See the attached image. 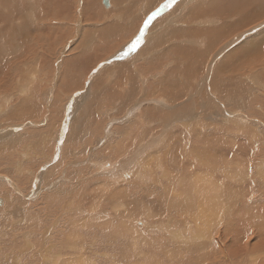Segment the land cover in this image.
<instances>
[{"label":"rangeland","instance_id":"374dc122","mask_svg":"<svg viewBox=\"0 0 264 264\" xmlns=\"http://www.w3.org/2000/svg\"><path fill=\"white\" fill-rule=\"evenodd\" d=\"M4 1L5 2H2V3H4V5H0V20H1L0 21V50L2 52V53H0V55H1L0 59L3 58L2 59L3 61L2 60L0 61V68L2 69V70L0 69V77H1L0 79L3 80V82L0 81V97H2V99H0V110H1L0 114L3 115V116L2 115L0 116V185L9 189V191L13 193V196L18 199V206L20 208L18 210L16 207L13 208L15 210V215H16L15 221L16 222L22 221L20 223L15 224V241H16V238H17V240L19 239L20 241L22 239V241L20 242L18 240L19 243H17V244L15 242V245H16L15 250H12V249H14V247L6 248L9 251V254L7 256H9V257L14 256V259H15V251H17L18 248L20 249V247H21L20 250H27V251L32 250L31 252H33L34 254L36 252H38L39 249H40V252L42 250L45 252V253L43 251L41 253L39 252L38 254H40L41 256L38 257L35 255V258L34 259L31 258L29 260V262H27L26 264H36V263L40 264V259L43 260V258L46 255H52V260L50 262L51 264H55V263L58 264L57 262H55V259H54L57 256H59V258L62 259L61 262H59L61 264H63L62 261H64V260L66 261V262H64V264H70V261H71V264H73V262L76 261L79 257L83 258V260H84L83 264H86L87 262H88L87 264H89V263L92 264L93 262L95 264H130V262L126 261V259L125 260H124V258L121 259V257L116 256V254L111 255L109 253H103L100 251H99L100 252L99 253L98 251L93 249V250H90L92 253L88 250L87 254L85 256H81L82 255L81 249H76V248L73 249V248L69 247V246H71V243H73L76 240L77 236H76L75 230L80 228V227L77 228V225L75 222L83 221L84 219L85 220L88 219L87 214H86L87 216L86 215L83 216V214L85 212L89 211V213H91L90 210L87 209V208L91 209L93 207V205L91 206L92 203L90 204L89 201L94 202L95 201L94 196H96L94 194L91 195V193H93L92 191H94L91 188L93 187L94 189L95 188L98 189V192L95 189V191H96L95 194H102L101 191H99V189L103 185L106 187L107 185H105V183L111 184L109 187L114 185V188L112 186L113 191L115 190V188H117V186L119 188L122 185H124L125 186L124 188L126 191L123 190L124 188H122V190H121V188L120 189L117 188L116 190L117 191L118 190L125 191V192H127V194L128 193L130 194V193H132V191L136 192V190H137V188H134L136 190L132 189L133 184L135 183L139 187L137 185L136 186L134 185V186L140 188L141 191L143 192L142 193L140 191L141 193H139L140 189H138L136 193H138L142 196L143 195L145 196V195H148V193L150 194L151 191H149V190L151 189V185H153L154 182H156L155 180H157V181L160 180L158 182L169 181L171 183V181L175 177L176 178L178 177V179L176 180V183H180L182 181L180 183L179 188L181 186L185 185L186 183H189L190 180H188V177L184 178V176H183V179L181 180L179 178V176H181L180 174H182V173L176 172V171H174V169H175V167H176V169L179 167V170L181 171L182 169H188L190 166L193 165L197 169H199V167L200 168H209V169L212 168L215 171L216 170H222L223 172H226L228 170V171H231L232 173H235L238 177L244 175L243 178L246 180L247 183L246 182H244V183L238 182L239 184L240 183L241 184L240 185L237 184V186L240 188L236 189V190L241 191V192L247 191L246 192L247 194L250 192L248 195H250L251 192L253 191L252 192L253 194L251 195V197L246 198V202L244 200H243V202H244V205H248V206L252 205L251 208L254 206L252 208V210L256 209L255 211L254 210L253 211H246L245 208L243 207V205H241V203H238V205H236L237 203L236 204L234 203V202H236V200H232V198L234 196H232V198L230 199V195L234 194V193H230L231 187H228V189H226V191H224V193H227V195L230 194L229 198L226 199V201L228 202L225 206V209H227V211H226L227 214H225V212H224L225 210H224L223 215H222V217H225L223 221L226 222L225 223V226L227 227L226 232H228L231 235H233V233H234L233 229H230V225H234L237 221V218L234 216V213L236 211H233V210H234V208H236L238 206L243 208L242 209L243 213L245 211V214L249 215L246 217L252 219V221H250V219H249V222H251V223H249V226L247 225L248 221H244L245 223H247V224H245L243 222V224H245L244 226H246V229H243V227H242V229H239V231H235L237 236H242V237H235L234 236L235 238L234 237L222 238L218 234L219 231L222 230L221 226L214 229V232L212 233L214 235V237H213L214 239L212 238V236H213L212 235L207 240V245L209 247L211 246L210 253L216 257L219 256L220 258H222L220 251L222 249L230 250L231 246H233L234 248L238 249V256H237L236 260L233 259V261H232L233 264H264V261H263L264 260V256H263L264 255V203H263L264 202V197H263V195H264V193H263L264 192V188H263L264 187L263 186L264 185V161H260V160H264V136H263V134H264V124H263L264 123V86L262 85L264 83V71H263L264 70V61H263L264 57H262L263 55L261 56V53H260L262 51V49H264V46L260 47V44L264 45V41H263V39H264V28H263L264 27V15L261 14L264 12V0H254V1L253 0H240L239 3H240V5L242 4L243 8H240L239 10L238 9L232 10V7H233L232 3L234 2V0H232V1L231 0H223V1L222 0H214L216 3L213 1L214 3L211 2V4L209 5V7H211V6H212V8L215 7V9L213 8L214 11L210 15V17H213V18L208 17L210 22L213 24L212 25H211V23L205 24L206 27L209 26L207 28H210V26H211V28H213L214 26L217 27V25H219L221 27V26H223V24H225V22H227L229 20H230L229 21L230 24L231 23L235 24V22L237 21V27L239 28L238 30L235 31V32H237V34L235 33L231 38L228 36H225V40L221 41L220 44L217 41L215 43L216 45L214 44V46H212V47H215L218 45V48L220 49L221 46L225 42L226 47L225 46L222 47L223 49H225L222 53L225 52L224 54H227V53H231L233 51H236V49L238 50L237 47H240V46L242 47L241 43H244V42L249 43L251 41V39L258 42L257 46L255 44L254 49H250L251 52L245 50L246 54H247L246 56H244L245 61L241 60L242 62H240L241 67H242L240 72L243 75H232V76H230L231 78H229V80H231V79L236 80L237 79L240 82L242 81L243 83L241 82V84H243V85L247 81L246 82L247 85H244L245 87L239 86L237 88H235V87L234 88L228 87V88H222V89L217 88V91L226 90V89L228 91H230L232 89L230 91V94L232 92L234 96L229 95L228 98H230V96H231V98L234 97V98H232L234 101H232L231 98H230V101L228 98L225 101L226 98L222 97V99H223L222 103H221V101L218 102V100H216V98H218V97H216V98L214 96L212 97L211 92H210V90L212 88L210 87L209 81L211 79L215 78V76H216V73L212 72V70L214 71V68H215L213 66H218L219 63L218 64H216V63L220 62V60H222L221 58L224 57V54L221 53L222 57H220L221 55H219L218 57H215L214 53L212 52V56L210 55V57H212V58L208 59L206 57L207 59L206 58L204 59L203 63H201V65H200V69L202 68L201 71L199 68L196 69L197 70L196 73H204V71H206L203 79L197 78V79H194L195 81L194 80L190 81L188 79L190 77L187 78L184 75L185 73L187 74L190 72H187V71L185 72L186 66H183V71H181V78H180V80H178L180 83L177 82V80L174 83V81H172V80L175 78L172 79L170 76L168 77V75H165L167 70L170 71V69L172 70V69L176 68V64L178 65L180 63L179 60H177L176 62L173 63L174 64L173 68H170L171 65L173 66V64H171L170 61L167 64L165 61L164 68L166 71L164 70V68L162 69L163 66L159 62H156V61L155 62L157 64H160V66H162V67H160L158 65L159 66V69H158V66H156L157 64L153 61L152 64H147L145 66V70L139 71L137 68L142 67L141 62L142 61L145 62V59H146V62H149V61H147L148 56H149L148 59L150 60V55H148V54L143 55L142 54L143 56L141 55L140 62L135 61L133 63H129V66H131L132 68L130 67V70L126 69L129 71L128 78H129V82L131 83V85L128 87H125L127 89L128 95L122 93L126 97L127 100L125 99L124 103L121 104L122 105L121 109H104L105 107H108V106L104 105L105 102H99L97 104L92 103L90 105L91 109L86 108V107H88V105L86 107H85V105L81 106L82 102H83L82 97L85 95L86 91H84V88L82 85L79 88L68 89L69 87L67 86V82L69 81V79L75 78V77L79 80H82L84 78V76L89 78L90 75H93V74L95 75L96 73L101 74L97 71L98 69L94 71V68L89 69L90 68L89 66L85 67L83 59L85 58L86 55H90L91 53H93V48H95V49L97 48V50L100 51L104 47L109 46V44H110V46H112V44H113L112 41H109V40L107 41L104 39L105 33H103V36L101 34L103 32L102 30H104L103 28L107 27L108 22L109 21L111 22V20H115V21H113V26L119 30V34H120L119 39L124 41V40H126V38H129L130 35H128L127 33L124 34L120 29H124V30L128 29L131 31V28L134 26V24L126 25L125 22L130 23L131 22L130 17H132V15L134 13L137 12L138 15L141 17H144V16L153 17V13H158L151 20H149V18H146V20H145L146 22H143L144 25L142 23L141 27L137 31V34L140 31H143V39L140 40V41H142V43H141L142 45L146 41L148 43H150V38L151 37L154 38V36H156V34H154V31L156 30L154 28L155 22L158 21L160 18L167 16L169 14V12H171V11L166 12L165 7L160 8V4L163 0H159V1L158 0H134V1L133 0H111L112 8H109L108 10H105V11H104V7H103L104 5L101 3L102 0H60V1L59 0H30L27 2V4H25L27 0H22L23 4H22L21 0H16V1L15 0H9V3L6 2V0H4ZM11 1H15V4L17 1H19V3L17 2L18 5L19 4H20L19 6L22 5L21 8H24V9H22L23 13H22V11L21 12L19 11V13L16 14L15 8H16V11H18L19 6H17V7L15 6V8H13V13L16 14V15L14 14L15 17L13 16V18H15V19L11 23H9V22H7V20H8V18H9V20H11L12 16L9 15L7 20H6V17L4 16L5 17L4 18L3 15L7 14V13L13 14V13H11L12 12L11 3H13ZM33 1H36L38 3L35 4V2H34V4H33ZM148 1L150 2V4ZM210 1H212V0H210ZM226 1L229 2L228 3L229 6L227 5ZM29 2L31 4V6H33V8L30 7ZM193 2L194 1L192 0L190 2V4L184 3L183 4L184 7L181 5V8L179 11H177V12L174 11L172 13L174 15V17L178 16V15L179 16L183 15V12H185L186 9L189 8ZM214 4H216V5H214ZM225 4H226V7L228 6V8H226L224 6ZM149 5H153L155 9L151 13L148 14ZM219 5L221 6V9H220ZM38 6L40 9L38 8ZM187 6H189V7H187ZM4 7H5V10H4ZM223 7L225 8V10H224L225 12L222 10ZM216 8H219L220 12H222V11L223 12L221 14H219L218 13L219 10ZM229 9H230V12H228V14H227V17L229 20L225 21L224 19L227 18V17H225V14L227 13V11H229ZM241 9H243L244 11L242 12ZM203 10H206V8H204ZM215 10L216 11L218 10L217 14L215 13L216 12ZM109 12H111V14H108ZM259 12H260V14H259ZM21 13H22V15H21ZM222 14H224V18H223ZM235 14H236V16H235ZM217 15H218V19L216 18ZM230 15L231 16L233 15V16L230 17ZM256 15H258V16H256ZM41 16H43V17L40 18ZM100 16H102V17H100ZM221 16L223 19L221 18ZM241 18H243V20ZM3 19H5V20H3ZM214 21H216V22H214ZM19 22L20 23L23 22V24L24 23L25 24L23 25V24H20ZM168 23L171 24V22H168ZM192 24H193V27H196V26L201 27V28L205 27L204 23L201 22L200 20H198V22L196 21V23H194V21H193ZM17 25H18V27H17ZM20 26L22 27L23 30L19 29ZM44 26H45V28H44ZM185 26H187L186 23H182V26H180V27L186 28ZM14 27L15 28L17 27L16 28L17 30ZM36 27H37V29H34ZM137 28L138 27L134 28L131 33L136 32ZM141 28H142V30H141ZM43 29H44V31H41ZM157 29L158 30H156V31L164 30L162 27L157 28ZM214 29L216 30L217 28H214ZM256 29H258L259 31L255 32L256 34L254 33L255 36H254V34H252L253 35L252 36L251 35V33H253L252 31L256 30ZM32 30H34V31H32ZM30 31H32V32H30ZM204 31H205V34H207L210 30L209 29H203V31H201V32L204 33ZM206 31H207V33H206ZM249 31H251V32H249ZM88 32H91L92 34L90 37L85 38V36L88 34ZM245 32H247L246 35L244 34ZM259 33H260V35H259ZM22 34L24 37L22 36ZM247 34H248V36H247ZM15 35H17V38L15 37ZM172 35H173V37L171 38ZM175 35H177V34L172 33L171 35H169L170 39H172L173 42L177 41L176 43L180 42V44H184V43L188 42L187 40H185L186 38H183L182 34L180 35V38H174ZM197 35H199V34H197ZM241 35H242V37H241ZM241 38H243V39L248 38V40L247 41H244L245 39L240 40ZM111 39L114 40L113 38H111ZM119 39H116L117 42L120 41ZM165 39L167 40V39H169V37L168 36L162 37L160 40V43H165L166 42ZM196 39L197 40L199 39L198 41H201V38L198 36L196 37ZM103 41H106V42H103ZM134 41H135V39L133 40V42ZM241 41H244V42H241ZM173 42L170 41L169 44H173ZM205 43H206V46H208L207 40H205ZM169 44H168V46H169ZM239 44H241V45L239 46ZM29 45H31V46H29ZM100 45H106V46L100 47ZM2 46H4V47H2ZM245 46L246 45L244 43V46L242 48L244 49ZM226 48H227V51H226ZM256 48H259V49H257L258 53L255 50ZM2 49H4L5 51ZM229 49L231 52H229ZM3 51L6 53H4ZM24 52H25V55H24ZM45 53H47V55ZM22 54L24 56H26L27 58L24 57V59H23ZM27 54L28 55L30 54V55L28 56ZM108 55H110V54H108ZM40 56H41V58H40ZM5 57L7 60H9L8 62L6 61V59H4ZM16 57L18 60L15 61ZM75 57H79V59L76 62H74ZM103 57L104 56L100 54L99 58H103ZM252 57L254 58V60ZM260 57H262L261 63L259 61ZM42 58H43V61H41ZM45 58H46V61H45ZM141 59H142V61H141ZM255 59H256V62L257 61L258 62L254 64L253 62L255 61ZM37 60H40V61H37ZM64 60H65V62H64ZM214 61H216V63H213ZM247 61H248V63H247ZM3 62L4 63L6 62L5 63L6 65ZM12 62H13V64H12ZM16 62H19V63H16ZM46 62H48L51 65H48L49 66L48 67L47 66L48 63H46ZM251 62L254 65L249 64ZM61 63H63V64H61ZM210 63H212V64L209 65ZM43 64H46V66H44ZM76 64L79 65V67ZM214 64H216V65H214ZM247 64H249V65H247ZM256 64H258L259 66ZM260 64H263V65H260ZM7 65H8V68H6ZM73 65L77 66L78 68L74 67ZM3 66H5L6 71H4L5 69L3 68ZM41 66H44L46 68L42 67V69H41ZM254 66H255V68H253ZM10 67H15V68H10ZM152 67H154L156 69H153ZM63 68H64V70H63ZM67 69L68 70L70 69V71H68ZM76 69H78V70H76ZM136 69H137V71H136ZM160 69L162 72L158 73V71ZM236 69L237 68L235 66L233 68V71H235ZM7 71H9L10 73ZM2 72L4 74H1ZM208 72H210V74H208ZM232 72H230V73H232ZM260 72H261V74H260ZM137 73H139V74L137 75ZM248 73L250 75L252 74L251 77L253 76L252 77V84L250 82L251 79L248 78V77H250V75ZM256 73H257V75H259V77L256 75ZM30 75H31V78H34V79H31L29 77ZM72 75H74V76L72 77ZM140 75H142V76L139 77ZM5 76H7V77H5ZM13 76L15 77V79ZM112 76L114 78L115 76H120V74H117L116 72H112ZM153 76L155 78H153ZM246 76H247V79H249V81L246 79L244 80V78H246ZM255 76H257L258 80ZM4 77H5V79H4ZM150 77H152V78H150ZM35 78H36V80H35ZM166 78L168 80L169 79L170 80L168 81V80H166ZM262 78H263V80H262ZM144 79H146V80H144ZM153 79L154 80L156 79L159 82L156 80L154 82ZM161 79L163 80V83H162ZM11 80H13V81H11ZM31 80H33L34 82H31ZM165 81H167L169 83L166 84L167 82H165ZM171 81H172V85H169L171 83ZM259 81L261 82L260 85L258 84ZM255 82H256V84H258V86H256ZM24 83H27V84L23 85ZM30 83H31V86H30ZM173 83L176 85V87L178 86L177 90L179 89V86H180L181 91L175 92L174 89L176 87L175 88L173 87ZM178 83H179V85H178ZM186 83H188V84H186ZM154 84H156V85L154 86ZM184 84H186L185 87H184ZM250 84L251 85L254 84V86L256 88L254 86H251ZM60 85H61V87H63L62 90H61ZM139 86H140V88H139ZM153 86L154 87L158 86V87L156 88V90H154L155 88ZM161 86H164L165 90H167V89L170 90L169 91L170 93L168 92V90H167V92L165 90H162L163 87L161 88ZM246 86H248V87L246 88ZM167 87H169V88H167ZM241 88H243V89H241ZM245 88H246V90L244 91ZM254 88L256 91L253 90ZM88 89H87V92H88ZM184 89H186L187 92ZM239 89L242 90V91H240V93L238 92ZM258 89H260L262 92L261 91L258 92L257 91ZM172 90H173V92L171 93ZM247 90H248V92H247ZM82 91L84 92V95L82 94L83 93ZM133 91L135 93H133ZM146 91L147 92L149 91V93L147 94ZM156 91H158V92H156ZM160 92H162V95ZM164 92L168 93L170 95V97L168 98L167 96H169V95L168 94L165 95ZM180 92H183L184 96H182L183 94L180 96L179 95V94H181ZM252 92L254 94H256L257 97ZM176 94H178L182 98H180V100H179L177 98L178 95H177V97H175ZM126 95L129 97H127ZM130 95H132V96H130ZM171 96H174V98ZM202 96H204V97H202ZM215 96H218V94L215 93ZM170 99L171 100L173 99V100L171 101ZM175 99H178V100H175ZM188 99H190V100H188ZM199 99H201V100H199ZM7 100L9 102L11 100L12 101L9 103ZM184 100H186V101H184ZM5 101H6V103H5ZM114 101H115L114 97L110 96V100L108 101V103L114 105L113 103H111ZM204 101H205V103H204ZM206 101H208V102L213 101L217 105L215 106V108H213V110L211 108L209 110V106L203 105V104H206ZM228 101L231 103H229ZM163 102H164V104H163ZM172 102H174V103H172ZM226 102H227V104L228 103L231 104L230 108L227 107ZM256 102L258 103V105ZM165 103H166V105H165ZM218 103H220V104H218ZM259 103H261V104H259ZM9 104H11V105H9ZM135 104H136V106H135ZM158 104H160V105L163 104V105L160 106ZM223 104H225L224 107L226 106L224 109H223ZM255 104H256V106H255ZM93 105H95V106H93ZM128 105H130V106H128ZM96 106H98V107L96 108ZM163 106H166V108L163 109L164 108ZM167 106H171V108L173 106H175V107H173L171 110V108L167 107ZM238 106L240 107V109ZM26 107H30V109H26ZM52 107H54V108L52 109ZM133 107H134V110H133ZM138 107H140L141 109L140 108L137 109ZM197 108H198V111H197ZM216 108L219 109V111H220L219 115H216V113H217V110H215ZM145 110H146V112H145ZM207 111H209V113ZM234 111H235L236 116L238 118L236 116H234ZM165 112H167L166 113L167 115L169 113H171L172 116L170 115V116L166 117ZM174 112H175V114L179 113V112L182 114H179L176 117ZM224 112H226V114ZM245 112H246V115L244 114ZM12 115H14V117H16L14 120L11 119ZM8 117H10V120H7ZM189 118H191V120L189 121V123H187L188 122L187 119H189ZM210 118H212V119L214 118V119L212 120ZM164 121L168 122V124L165 123ZM176 122H181V123L178 126H174V128H171V126H173V124H175ZM233 123H234V125H233ZM134 125H135V127H134ZM20 127H22V128H20ZM132 127H133V129H132ZM163 127L165 129L170 127L169 129H171V133L169 136L165 134V129ZM126 128H128V129H126ZM138 128L141 130L140 131L141 134L139 132H137V131H139ZM141 128L145 129L144 133H143ZM252 128L254 129V131H256V130L257 131L254 132ZM11 129H12V131L14 129L15 130L13 132H11ZM260 129H262V130H260ZM129 130H133L134 133L136 131L137 133H135V134H137V135H133L134 133L131 134V131H129ZM215 132H217V133H215ZM209 133L212 136H210V137L206 136L205 137V135L209 134ZM214 133H215V135L218 134V135H216L217 138H215ZM176 134H178V136H176ZM226 134H228V135H226ZM128 136H130V137H128ZM136 136L137 137L140 136L139 139ZM125 137H127L128 139L133 138V140L131 139L132 143L129 141L130 139L127 140L128 144L131 147L126 146V145H128L127 141L125 143L126 147L124 146L123 143L125 142V140H124ZM134 137L137 139H135ZM218 138H220V139H218ZM140 139H141V141H139ZM155 140L159 141V142H157V143H159L158 145H153ZM177 141L180 143L178 144ZM149 143L152 144L153 147H151V145ZM194 143L197 145L196 149H194V146H192ZM257 143H259V144H257ZM143 144H145V146ZM146 145L147 146L149 145V146L146 147ZM169 145H170V147H168ZM185 145H187L186 148H184ZM32 148H34V149H32ZM244 148H246V149H244ZM167 149H169V150H167ZM34 150H36V151H34ZM123 150L125 151L126 154H127V151H128V153L130 151V153L126 155L125 153H123L124 152ZM131 150H133V151H131ZM184 150H185V152H184ZM29 151H31L32 153ZM163 151H166V154H165V152L162 153ZM245 152L247 155L245 154ZM140 153H141V156L139 155ZM31 154H32V156L33 155L34 156L32 157ZM104 154H105V156H104ZM135 155L138 156L137 159L135 157H133ZM239 155H240V157H239ZM24 156L27 158H24ZM127 156L133 157L135 159H132V158L129 159ZM175 156H176V159H175ZM141 157H144V158H141ZM214 158H216V159H214ZM25 159H30L31 161L30 162L27 160L24 161ZM125 159L131 160L130 161L131 167L127 164L129 162L128 161L126 162ZM18 160H19V162H18ZM20 160H23V162H22L23 165L20 163ZM132 160L134 163L132 162ZM167 160H168V162H167ZM174 160H176V161L174 162ZM100 161L106 162L107 168H109L110 170H113V172H111L110 170L108 171V169L106 170V169L102 168L101 167L102 164H100ZM117 161H118V163H116ZM138 161L140 164H142L141 166H140V164L138 165ZM24 162H27V163H24ZM199 163H201L202 165ZM215 163H216V165H214ZM18 164H19L20 169L17 166ZM111 164H112V166H111ZM135 164H137V165H135ZM146 164H148V166ZM24 165L26 168L24 167ZM94 165H95V167H94ZM132 165H133V167H132ZM180 165H181V168H180ZM203 165H205V166H203ZM242 165H243V167H242ZM121 166H122V168H121ZM124 167L127 168L126 171H125ZM171 167H173L174 169H171ZM118 168H121V169H118ZM129 168H133V169H131L129 171L128 170ZM116 169H118V170H116ZM137 170H139V171L141 170L140 171L141 174L143 171V174L141 175L140 173H137V172H139ZM146 170H147V173H148V171H151V172L153 171L151 175L147 174L148 178H147V175H145L146 172H144ZM73 171H75V173ZM248 171H250V174ZM118 172L119 173L121 172L120 176L121 177L123 176L122 178L117 176V175H119ZM124 172L125 173L127 172L126 175ZM131 172L136 173V176H138V178H136L135 175L133 176V174ZM151 172H149V174ZM168 172L170 174H168ZM261 172H263V173H261ZM242 173H243V175H242ZM257 173H260V174H257ZM15 174H17V175H15ZM139 174H140V176H139ZM153 174L156 176V178ZM128 175L131 176L132 178L133 177H135V178H133V179L131 177L127 178ZM247 175H248V177H247ZM249 175H250V177H249ZM62 177H65V178L62 179ZM102 177H103V180H100ZM109 177L111 179H108ZM139 177H141V178L139 179ZM258 177H259L260 181L258 180ZM16 178H17V180H16L17 182L15 181ZM38 178H39V180H38ZM146 178H147V180H146ZM61 179H62V181H61ZM119 180H121V181H119ZM136 180H138L140 182L138 183V181H136ZM150 180L151 181L153 180V181L151 182ZM59 181H60V183H59ZM113 181L114 182L116 181V182L114 183ZM122 181L126 184H127V182H129V184H127L128 186L126 184H124ZM130 181H131V183H130ZM178 181H180V182H178ZM234 181L235 180H226V179L224 180L226 185L232 184V182H234ZM95 182L97 183L98 186H96ZM93 184L95 187L93 186ZM22 185H24V186H22ZM66 185H69V187ZM129 185L132 187H129ZM32 186H33V188H32ZM35 186H37V187L34 188ZM53 186H55V188ZM104 186L102 188H104ZM234 186H236L235 183H234ZM85 187H87V188H85ZM107 187L104 190H106V193L109 194L112 190H110L111 188H109V187L107 189ZM245 187H247V188H245ZM68 188H69L68 196H66V199H65L64 194L67 195L66 190ZM41 189L43 191L45 190V192L41 191ZM54 189H56L58 191H56ZM73 189H75L76 191ZM25 190H27V192ZM48 190L52 191V192L54 190V192L49 193ZM60 190L62 192H60ZM116 190L114 192H116ZM236 190H234V191H236ZM63 191L66 193H64ZM78 191L81 193H78ZM72 192H74V193H72ZM76 192L78 195L81 194L80 195L81 199L78 198L79 201L75 200V198H77L76 196H78L76 194ZM114 192H112V193H114ZM125 192H122V193H124V195H125ZM257 192H259V193H257ZM61 193H63V194H61ZM104 193H105V191L103 192V195H104ZM28 194H29V196H28ZM55 194H57L58 196L60 195L59 197H61V195L64 197V199L61 197L57 200L61 203L60 205L65 210L64 211L61 210L60 213H57L56 208L51 207V212L52 213H53V211L56 212V213L52 214L51 212H49L50 209H48V212L55 216V217H53V219H50V217H52V216H50L49 213H46L47 212L46 210L42 212L43 214L45 213V215L40 214V216H39V214L37 213L36 215L39 216L41 218V221H44V223L41 222L40 220H37L36 225L38 223L39 224L37 226L40 225L38 228L35 227V229H33V231H31V232L29 230L19 231L20 230L19 228L23 227L24 222L27 221V219H25V218H26L28 212H24V211L27 209H30L34 213L35 210H33L34 208H32V206L37 205L35 203L40 204L42 197H45V195L46 196L51 195V197H52V195L54 196ZM86 194L88 195V198H86V196H87ZM260 194H262V195H260ZM40 195L42 196L41 198H40ZM58 196H57V198H58ZM102 196L100 195V197H102ZM105 196H107V195H105ZM36 198H37V200L40 199V200H38L39 202L36 200ZM52 198H54V197H52ZM106 199H108V197ZM0 200H3V203L0 205V207H4V205L7 204L9 198H6L5 196H3L1 194ZM21 200L26 202L25 203L26 205L23 204V202ZM64 200H65V202H64ZM83 200H84V203H83ZM75 201H76V203H78L77 205H76V203H74ZM31 202L32 203L35 202L34 205L32 204V206H31ZM67 202H69V203L71 202L69 205L71 206V204H72L73 205L72 208H74L75 207L74 205H76V207H81L83 209V210L80 209L82 212L83 211H85V212L82 214L80 212V214H79L77 212V210H79V208H75V209H77L75 211L76 213L73 212L74 209L72 211H68L69 210L68 208H70V206L67 204ZM88 202H89V205H88ZM229 202H231V203H229ZM62 203H64V204H62ZM79 203H81V206H79L80 205ZM82 204H83L84 208L82 207ZM86 205H88L87 208L85 207ZM235 205H236V207H235ZM104 208H107L105 211H107V212L109 211L111 213L110 216L108 217V219H105V220H116L117 219L115 216L116 215L115 211H112V207L110 208L109 206H106ZM104 208H102V209H104ZM36 209H37V207H36ZM70 210H71V208H70ZM66 211L68 212V214L66 213ZM61 213H62V216L60 217ZM46 214L49 216H46ZM9 215L12 218V216H13L12 212H10ZM10 216H8V214H4L1 218V221L3 223L7 222V225H5V226H6V230H8V231L14 230V228H10L11 226L9 227V224H8V220H10ZM80 217H82V218H80ZM48 219H49V221H48ZM64 219H67L68 221L64 222L63 221ZM138 220L145 221L144 223L146 225H150L149 222H151V221H149L150 219H148V217H146V216H143V217L141 216V218H139ZM138 220H136V221H138ZM51 222H53V224ZM105 222H108V221H105ZM105 222H103V223H105ZM146 222H148V223H146ZM54 223H55V226H54ZM67 223H68V225H67ZM71 224H74L75 226L72 227ZM92 224H94V223H92ZM41 225H43V226H41ZM49 225H51V227L54 226V227H52V228H54V230L52 228L50 229ZM65 226H67V228H65ZM93 226L97 227V225H93ZM251 227L252 228L254 227V228L252 229ZM56 228H60L63 233L59 229H56ZM39 229H43V230H40L42 234L40 233ZM247 229H249V230L247 231ZM52 230H53V232H52ZM223 230L225 231V228ZM36 231H37V233H36L37 235L34 234V232H36ZM45 231L48 233V235H46ZM56 231L61 233V234L56 235L55 234ZM43 233L46 236H44ZM8 234H10V237H12L14 232H10ZM33 234L36 235V237H37L36 242L33 241V240H35ZM216 234H217V236H215ZM18 235H20V236H18ZM72 235H74V236L72 237ZM154 235L156 237L152 236L151 238L155 237L157 239H161V236H162L161 234L159 236H158V234H154ZM28 237L31 238L30 240L33 239L32 240L33 242L28 241L26 243L27 239L29 240ZM43 237L44 238L47 237L48 240H46L47 238L44 239ZM164 238L168 239L169 237H164ZM219 238H220V240H219ZM24 239L26 241L23 242ZM212 240H214V241L212 242ZM42 241H44V242H42ZM37 242L38 243L40 242L39 246L37 245V247H39V249L36 247V245H34V244H38ZM27 246H29L30 248L29 247L27 248ZM35 247L37 248L36 250L34 249ZM41 247H42V250H41ZM46 247H47V249H46ZM48 247H49V250H48ZM167 247L169 248L170 246H167ZM171 247H170V249H172L173 251L177 250L176 249L177 247L175 245L174 246L171 245ZM77 250L78 251L81 250V251H79L81 253H79ZM165 250L166 249H164V251ZM86 257H88L87 260H86ZM112 257L117 258L118 261L117 262L112 261ZM253 257L257 260V263L256 262L251 263V261H253V259H254ZM110 258H111V260H110ZM162 258H165V257H162ZM68 260H70V261L68 262ZM219 261H224V260L221 259ZM23 264H25V262ZM47 264H49V263H47ZM225 264H228V263H225Z\"/></svg>","mask_w":264,"mask_h":264},{"label":"bare ground","instance_id":"6f19581e","mask_svg":"<svg viewBox=\"0 0 264 264\" xmlns=\"http://www.w3.org/2000/svg\"><path fill=\"white\" fill-rule=\"evenodd\" d=\"M16 1V0H15ZM15 1H11V2H13V3H11V8H12V12L11 13H13V8H15V6L17 7V6H19L18 5V3H19V1H17L16 2V4H15ZM28 1H30V0H27L26 1V3L25 4H27V2ZM60 1V0H59ZM105 1L106 0H104L103 1V5L107 8V7H109V5H110V0H107L108 2H109V4L108 5H105L104 3H105ZM134 1V0H133ZM159 1V0H158ZM164 1V0H163ZM162 1V2H163ZM177 1V0H176ZM185 1H189V0H182L181 1V3L180 4H178L177 5V7L174 9V11L176 10V12H177V9L179 10V7L181 6V4L183 3H186ZM214 0H212V1H210V0H196V1H194L193 3H195L194 5H192V7H190L189 8V10H188V12L187 13H185V14H183V15H181L179 18H177V19H174V20H171V21H169L170 19H169V17H170V13L172 14L174 11H171V12H169V14L167 15V16H165V17H163V18H160L158 21H154L155 22V29L156 30H158L157 28H160V27H162L163 29H165V28H167V30L166 31H161V30H159V31H154V34H156V36H154V38L153 37H151L150 38V43H148L147 41L145 42V44L144 45H142L141 46V41H140V43L137 45V46H141V48H140V50H139V52H138V54H132V55H129V56H126L125 57V60L126 61H130V62H128V63H121V64H118V66L116 67V69L118 68V70H119V67H123V68H125V70L126 69H129L130 70V67L131 66H129L128 64L129 63H133V62H135V61H138V62H140V57H141V55L143 54H148V55H150V61L151 62H159V63H161L162 61H164V63H162L161 65L163 66H160V64H157L156 62V66H160V67H162V69L164 68V64H165V60H167L168 62L170 61V63L172 64V60H174V61H177V60H179L180 61V63L177 65L176 64V68L175 69H170V71H166L165 70V68H164V70L166 71V74L165 75H168V77L170 76L172 79L173 78H175V79H171L172 81H174V83L176 82V80H177V82H179L178 80H180V78H181V71H183V66H186V69H185V72L187 71V72H190V73H185L184 75L188 78V77H190V78H188L190 81H192V80H194V79H197V78H199V79H203V77H204V75H205V73H206V71H204V73H196V69L197 68H199L200 69V65H201V63H203V61H204V59L207 57L208 59L209 58H212V57H210V55L212 56V52L214 53V55H215V57H218L219 55H221L220 57H222V54H224V53H222L225 49H223L222 47L223 46H225L226 47V45H225V42H224V44L221 46V48L219 49L218 48V45L217 46H215V47H212V46H214V44L218 41L219 42V44L221 43V41H223V40H225V36H228V37H232L235 33L237 34V32H235L236 30H238L239 28L237 27V21L235 22V24H230L229 23V19H228V17H227V14H228V12H230V9H229V11H227V13L225 14V17H227L226 19H224L225 21L226 20H229V21H227V22H225V24H223V26H219V25H217V27H213V28H211V26H210V28H207V27H209V26H207L206 27V25L205 24H207V23H211L210 22V20L208 19V17H210V15L213 13V8L215 9V7H213L212 8V6L211 7H209V5L211 4V2L212 3H214L213 2ZM223 1V0H222ZM232 1V0H231ZM239 1L240 0H234V2L232 3V5H233V7H232V10H235V9H240V8H243L242 7V4L240 5V3H239ZM254 1V0H253ZM2 2H5L4 0H0V5H4V3H2ZM6 2H8L9 3V0H6ZM21 2H22V0H21ZM20 2V3H21ZM32 2V1H31ZM34 2H35V4L36 3H38V2H36V1H33V4H34ZM43 2V1H42ZM149 2V1H148ZM155 2V1H154ZM153 2V3H154ZM157 2V1H156ZM219 2V1H218ZM227 2V1H226ZM51 3V2H50ZM54 3V2H53ZM147 3V2H146ZM152 3V4H153ZM189 4H190V2H188ZM216 3V2H215ZM225 3V2H224ZM228 3L229 2H227V5H228ZM246 3V2H245ZM7 4V3H6ZM22 4H23V2H22ZM49 4V3H48ZM47 4V5H48ZM131 4V3H130ZM149 4H150V2H149ZM182 4V5H183ZM29 5H30V7L31 8H33V6H31V4H30V2H29ZM39 5V4H38ZM44 5V4H43ZM132 5V4H131ZM188 5V4H187ZM214 5H216V4H214ZM221 5V4H220ZM219 5V6H220ZM250 5V4H249ZM248 5V6H249ZM10 6V5H9ZM28 6V5H27ZM42 6V5H41ZM59 6V5H58ZM206 6V7H205ZM225 7H226V4L224 5ZM229 6V5H228ZM228 6L226 7V8H228ZM8 7V6H7ZM20 7V8H19ZM18 7V11H16V8H15V13L17 14V13H19V11L21 12L22 11V9H24V8H21L22 7V5L21 6H19ZM147 7V6H146ZM163 7V6H162ZM184 7V6H183ZM187 7H189V6H187ZM38 8H39V6H38ZM131 8V7H130ZM134 8V7H133ZM159 8V7H158ZM204 8H206V10H205V12H204ZM21 9V10H20ZM40 9V8H39ZM94 9V8H93ZM143 9V8H142ZM155 8H154V6L153 5H149V7H148V14L149 13H151L153 10H154ZM216 9H218L219 10V8H216ZM220 9H221V6H220ZM4 10H5V7H4ZM66 10V9H65ZM133 10V9H132ZM182 10V9H181ZM185 10V9H184ZM203 10V11H202ZM218 10L215 12L216 14H217V12H218ZM222 10L224 11L225 10V8L223 7L222 8ZM250 10V9H249ZM183 11V10H182ZM222 11V12H223ZM241 11L243 12L244 10L243 9H241ZM263 11V10H262ZM67 12V11H66ZM222 12H220V10H219V14H221ZM225 12V11H224ZM234 12V11H233ZM257 12V11H256ZM261 12V11H260ZM260 12H259V14H260ZM15 13H13V14H10V13H8V14H4L3 15V17L5 16L6 17V20H7V18H8V16L9 15H11L12 16V18H11V20H9V18H8V20H7V22H9V23H11L15 18H13V16H14V14ZM22 13H23V11H22ZM22 13H21V15H22ZM264 13V12H263ZM263 13H261L262 15H264ZM15 14V15H16ZM232 14V13H231ZM234 14V13H233ZM20 15V14H19ZM18 15V16H19ZM143 15V14H142ZM223 15V18H224V14H222ZM17 16V17H18ZM174 16V15H173ZM233 16V15H232ZM231 15H230V17H232ZM235 16H236V14H235ZM256 16H258V15H256ZM4 17V18H5ZM15 17V16H14ZM43 16H41L40 18H42ZM132 17H133V20H134V28H136V27H138L137 28V30H136V32H133V35H132V37L130 38V40L132 41V40H134L135 39V34L137 35V31L139 30V28L141 27V25H142V23L143 22H146L145 20H146V18H149V17H146V16H144V17H141V16H139L138 15V13L136 12V13H134L133 15H132ZM210 18H213V17H210ZM215 18V17H214ZM217 19H218V15H217V17H216ZM221 18H222V16H221ZM222 18V19H223ZM39 19V18H38ZM172 19V18H171ZM242 20H243V18H241ZM3 20H5V19H3ZM2 20V21H3ZM198 20H200L201 22H203L204 23V25H205V27H203V28H201V27H193V24H192V22L194 21V23H196V21L198 22ZM1 21V20H0ZM22 21V20H21ZM168 21L169 22H171V24H169L168 23ZM217 21V20H216ZM216 21H214V22H216ZM220 21V20H219ZM32 22V21H31ZM240 22V21H239ZM20 23V22H19ZM151 23V22H150ZM182 23H186V25L188 26H185L186 28H181L180 26H182ZM20 24H23V22L22 23H20ZM25 24V23H24ZM23 24V25H24ZM213 23H211V25H212ZM250 24V23H249ZM143 25H144V23H143ZM176 25V27L174 28V26ZM39 26V25H38ZM37 26V27H38ZM177 26H179V29H177ZM257 26V25H256ZM17 27H18V25H17ZM16 27V28H17ZM37 27L36 28H34V29H37ZM42 27V26H41ZM146 27V26H145ZM220 27V28H219ZM15 28V27H14ZM15 28V29H16ZM43 28V27H42ZM44 28H45V26H44ZM49 28V27H48ZM169 28V29H168ZM172 28H174L173 29V33L174 34H182V36H183V38H186L185 40H187L188 42L187 43H184V44H180V42H178V43H176V42H173L172 41V39H170V36H169V33H171V29ZM214 28H217L216 30L214 29ZM252 28V27H251ZM264 28V27H263ZM262 28V29H263ZM19 29H22V27L20 26V28ZM40 29V28H39ZM50 29V28H49ZM142 29V28H141ZM146 29V28H145ZM203 29H209L210 31L207 33V31H206V33L207 34H205V31H204V33L203 32H201V31H203ZM17 30V29H16ZM23 30V29H22ZM21 30V31H22ZM51 30V29H50ZM243 30V29H242ZM241 30V31H242ZM252 30V29H251ZM32 31H34V30H32ZM32 31H30V32H32ZM41 31H44V29L43 30H41ZM259 30L258 29H256V30H253L252 32L253 33H251V35L252 34H254L255 32H258ZM20 32V31H19ZM55 32V31H54ZM249 32H251V31H249ZM23 33V32H22ZM168 33V34H167ZM246 33L247 32H245L244 34L246 35ZM24 34V33H23ZM23 34H22V36H23ZM51 34V33H50ZM172 34V33H171ZM170 34V35H171ZM197 34H199V35H197ZM249 34V33H248ZM248 34H247V36H248ZM256 34V33H255ZM255 34H254V36H255ZM163 35H167L168 37H169V39H165L166 40V42L165 43H160V40H161V38L162 37H165V36H163ZM178 35H175L174 36V38H180V36H178ZM259 35H260V33H259ZM200 37L201 38V41H198L197 39H196V37ZM253 36V35H252ZM2 37V36H1ZM15 37L17 38V35H15ZM24 37V36H23ZM52 37V36H51ZM87 37V36H86ZM173 37V35L171 36V38ZM207 37V38H206ZM241 37H242V35H241ZM22 38V37H21ZM255 38V37H254ZM245 39V40H244ZM241 38L240 40H244V41H247L248 40V38L246 39V38ZM52 40V39H51ZM164 40V39H163ZM205 40H207L208 41V46H206V43H205ZM57 41V40H56ZM170 41L171 42H173V44H169L170 43ZM175 41V40H174ZM244 41H241V42H244ZM262 41V40H261ZM263 41H264V39H263ZM61 42V41H60ZM214 42V43H213ZM257 41H254V40H252L251 39V41L249 42V43H246V42H244L245 43V47H244V49L242 48L243 46H244V43H241L242 44V47L240 46L241 44H239V46L240 47H237L238 48V50L236 49V51H233V52H231L230 51V49H229V52H231V53H227V54H224V57L223 58H221L222 60H220V62H217L216 63V61H214L213 63H216V64H218V66H213V67H215L214 68V71L212 70V72H214V73H216V76H215V78H213V79H211L210 81H209V84H210V87L212 88L211 90H210V92H211V95H212V97L214 96L215 98L216 97H218V98H216V100H218V102L219 101H221V103H222V101H223V99H222V97L224 98H226L225 99V101L227 100V98H228V96L229 95H233V93L231 92V94H230V91L232 90H230V91H228L227 89L226 90H221V91H217V88H220V89H222V88H228V87H235V88H237V87H239V86H244V85H247V81L245 82V84L243 85V84H241V82L239 81V80H229V78H231L230 76H232V75H243L241 72H240V70L242 69V67H241V63L240 62H242L241 60H243V61H245L244 59H245V57L244 56H246L247 54H246V51H250V49H254L255 48V44H256V46H257V44H258V42L256 43ZM136 43V42H135ZM148 43V44H147ZM182 43V42H181ZM32 44V43H31ZM77 44V43H76ZM134 44V43H133ZM167 44V45H166ZM168 44H169V46H168ZM260 44V43H259ZM4 45V44H3ZM164 45V46H163ZM216 45V44H215ZM29 46H31V45H29ZM219 46V47H220ZM237 46V45H236ZM264 45L263 44H260V47H263ZM2 47H4V46H2ZM1 47V48H2ZM108 47V46H107ZM131 47H132V44H131ZM217 47V48H216ZM259 47V48H260ZM202 48V49H201ZM240 48V49H239ZM259 48H256L255 50L257 51V49H259ZM83 49V48H82ZM212 51H211V50ZM2 50H4V49H2ZM68 50V49H67ZM86 50V49H85ZM246 50V51H245ZM254 50V51H255ZM5 51V50H4ZM3 51V52H4ZM135 51H136V49H135ZM211 51V52H210ZM226 51H227V48H226ZM253 51V50H252ZM130 52V51H129ZM128 52V53H129ZM251 52V51H250ZM0 53H2L1 52V50H0ZM4 53H6V52H4ZM32 53V52H31ZM30 53V54H31ZM161 53V54H160ZM222 53V54H221ZM256 53V52H255ZM257 53H258V51H257ZM261 53V56L262 57H264V49H262V51L260 52ZM29 54V55H30ZM46 55H47V53H45ZM66 54V53H65ZM91 54H94L95 55V53H91ZM250 54V53H249ZM248 54V55H249ZM254 54V53H253ZM23 55V54H22ZM24 55H25V52H24ZM23 55V59H24V57H26V56H24ZM28 55V54H27ZM28 55V56H29ZM42 55V54H41ZM142 55V56H143ZM161 55H166L165 57L163 56H161ZM252 55V54H251ZM250 55V56H251ZM258 55V54H257ZM260 55V54H259ZM1 56V55H0ZM18 56V55H17ZM43 57V56H42ZM56 57V56H55ZM96 57V56H95ZM262 57H260L259 58V61H260V63H261V59H262ZM21 58V57H20ZM27 58V57H26ZM25 58V59H26ZM40 58H41V56H40ZM148 58H149V56H148ZM147 58V61H149V59ZM206 58V59H207ZM253 58V57H252ZM256 58V57H255ZM3 59V58H2ZM2 59H0V61L2 60ZM4 59H6V57L4 58ZM39 59V58H38ZM218 59V58H217ZM248 59V58H247ZM257 59V58H256ZM256 59H255V61L253 62L254 64L255 63H257L256 62ZM16 60H18L17 59V57H16V59H15V61ZM251 60V59H250ZM253 60H254V58H253ZM258 60V59H257ZM3 61V60H2ZM6 61L8 62L9 60H7L6 59ZM14 61V62H15ZM37 61H40V60H37ZM41 61H43V58L41 59ZM45 61H46V58H45ZM55 61V60H54ZM60 61V60H59ZM58 61V62H59ZM92 60H90V62H91ZM120 61H122V59L120 60ZM119 61V62H120ZM141 61H142V59H141ZM211 61V60H210ZM252 61V60H251ZM264 61V60H263ZM36 62V61H35ZM56 62V61H55ZM64 62H65V60H64ZM143 62L144 61H142L141 62V65H142V67H139V68H137L139 71H141V70H145V66L143 65ZM145 62H146V59H145ZM2 63V62H1ZM4 63V62H3ZM6 63V62H5ZM4 63V64H5ZM16 63H19V62H16ZM15 63V64H16ZM45 63V62H44ZM46 63H48V62H46ZM104 63H106V62H104ZM108 63V62H107ZM240 63V64H239ZM244 63V62H243ZM247 63H248V61H247ZM252 62L251 63H249V64H253ZM12 64H13V62H12ZM61 64H63V63H61ZM79 64V63H78ZM82 64V63H81ZM147 64V63H146ZM149 64H152V63H149ZM167 64V63H166ZM212 63H210L209 65H211ZM216 64H214V65H216ZM249 64H247V65H249ZM253 64V65H254ZM2 65V64H1ZM6 65V64H5ZM9 65V64H8ZM8 65H7V67L6 68H8ZM44 66H46V64H43ZM48 65H51V64H47V66ZM68 65V64H67ZM77 65V64H76ZM244 65V64H243ZM242 65V66H243ZM246 65V64H245ZM252 65V66H253ZM256 65H258V64H256ZM260 65H263V64H260ZM44 66H41V69H42V67H44ZM74 67H79V65H77V66H75V65H73ZM103 66H104V64H103ZM106 66V65H105ZM103 67V68H107V66L106 67ZM144 66V67H143ZM153 66V65H152ZM159 66H158V69H159ZM236 66V70L235 71H233V68ZM259 66V65H258ZM49 67V66H48ZM77 67V68H78ZM99 67V66H98ZM100 67L102 68V65H100ZM174 66H172L171 65V67L170 68H173ZM3 68L5 69V66H3ZM10 68H15V67H10ZM44 68H46V67H44ZM51 68V67H50ZM82 68V67H81ZM102 68V69H103ZM132 68V67H131ZM152 68H154V67H152ZM168 68V67H167ZM206 68V67H205ZM211 68V67H210ZM253 68H255V66L253 67ZM1 69V68H0ZM3 69V70H4ZM98 70H99V68H97ZM137 69H136V71H137ZM202 69V68H201ZM201 69H200V71H201ZM2 70V69H1ZM63 70H64V68H63ZM68 70V69H67ZM76 70H78V69H76ZM96 69H94V71H95ZM97 70V71H98ZM105 70V69H104ZM118 70H111V71H113V72H116L117 74H119L120 72L118 71ZM251 70V69H250ZM4 71H6V69L4 70ZM13 71V70H12ZM11 71V72H12ZM53 71V70H52ZM68 71H70V69L68 70ZM72 71V70H71ZM126 71H128V70H126ZM208 71V70H207ZM211 71V70H210ZM233 71V72H232ZM264 71V70H263ZM262 71V72H263ZM7 72H9V71H7ZM102 72V71H101ZM100 72V73H101ZM109 72V71H108ZM108 72H106V70H105V73L106 74H108ZM122 72V71H121ZM159 72H162L161 71V69L158 71V73ZM230 72H232V73H230ZM10 73V72H9ZM53 73V72H52ZM67 73V72H66ZM65 73V74H66ZM72 73V72H71ZM112 73V72H111ZM129 73V72H128ZM258 73V72H257ZM257 73H256V75H257ZM1 74H4L3 72L1 73ZM8 74V73H7ZM6 74V75H7ZM14 74V73H13ZM20 74V73H19ZM51 74V73H50ZM105 74V75H106ZM110 74V73H109ZM125 74H126V72H125ZM139 73H137V75H138ZM147 74V73H146ZM208 74H210V72H208ZM213 74V73H212ZM246 74V73H245ZM249 74V73H248ZM247 74V75H248ZM260 74H261V72H260ZM16 75V74H15ZM52 75V74H51ZM97 75V74H96ZM250 75V74H249ZM252 75V74H251ZM251 75H250V77H248V78H250L251 80H250V82H251V84H252V77H251ZM74 75H72V77H73ZM91 77H95V76H93V75H90ZM98 76V75H97ZM96 76V77H97ZM142 75H140L139 77H141ZM145 76V75H144ZM258 77H259V75H257ZM257 76H255L256 78H257ZM5 77H7V76H5ZM5 77H4V79H5ZM10 77V76H9ZM14 77V76H13ZM12 77V78H13ZM23 77V76H22ZM30 78H31V75L29 76ZM52 77V76H51ZM56 77V76H55ZM65 77V76H64ZM1 78V77H0ZM11 78V77H10ZM150 78H152V77H150ZM153 78H155L154 76H153ZM158 78V77H157ZM183 78V77H182ZM14 79H15V77H14ZM13 79V80H14ZM28 79V78H27ZM31 79H34V78H31ZM55 79V78H54ZM58 79V78H57ZM93 79V78H92ZM95 79V78H94ZM109 79V78H108ZM248 80L249 81V79H247V76H246V78H244V80ZM9 80V79H8ZM13 80H11V81H13ZM35 80H36V78H35ZM70 80V79H69ZM127 80V79H126ZM144 80H146V79H144ZM156 80V79H155ZM155 80L153 79V81L155 82ZM162 80V79H161ZM166 80H168L167 78H166ZM170 80V79H169ZM168 80V81H169ZM257 80H258V78H257ZM261 80V79H260ZM262 80H263V78H262ZM0 81H2L3 82V80L2 79H0ZM10 81V82H11ZM68 81V80H67ZM88 81H89V79H88ZM90 81H91V78H90ZM89 81V82H90ZM112 81V80H111ZM114 81V80H113ZM156 81H158V80H156ZM172 81H171V83L169 84V85H172ZM195 81V80H194ZM231 81V82H230ZM31 82H34L33 80H31ZM92 82H94L93 80H92ZM91 82V83H92ZM159 82V81H158ZM165 82H167V81H165ZM164 82V83H165ZM263 82V81H262ZM5 83V82H4ZM57 83V82H56ZM70 83V82H69ZM162 83H163V80H162ZM169 82H167L166 84H168ZM173 83V87L175 88L176 87V85ZM180 83V82H179ZM179 83H178V85H179ZM243 83V82H242ZM260 81H259V85H260ZM25 84H27V83H24L23 85H25ZM33 84V83H32ZM35 84V83H34ZM89 84V83H88ZM87 84V85H88ZM126 84H127V82H126ZM186 84H188V83H186ZM186 84H184V87H185V85ZM249 84V83H248ZM250 84V85H251ZM255 84H256V82H255ZM258 84H256V86H258ZM62 85V84H61ZM61 85H60V87H61ZM103 85V84H102ZM140 85V84H139ZM156 84H154V86H155ZM190 85V84H189ZM263 86H264V83L262 84ZM30 86H31V83H30ZM63 86V85H62ZM83 86V85H82ZM126 86H128V85H126ZM153 86V87H154ZM251 86H254V84L253 85H251ZM84 87V86H83ZM86 87V86H85ZM88 87V86H87ZM93 87H96V86H93ZM98 87H99V83H98ZM158 86H156V87H154L155 89L154 90H156V88H157ZM163 87V89L162 90H165L164 89V86H161V88ZM172 87V88H173ZM178 87V86H177ZM177 87L174 89V91L175 92H177V91H181V89H180V86H179V89L177 90ZM245 87V86H244ZM248 86H246V88H247ZM255 87V86H254ZM62 88L63 87H61V90H62ZM139 88H140V86H139ZM160 88V87H159ZM158 88V89H159ZM167 88H169V87H167ZM166 88V89H167ZM246 88L244 89V91L246 90ZM256 88V87H255ZM255 88L253 89V90H255ZM259 88V87H258ZM86 89V88H85ZM88 89V88H87ZM241 89H243V88H241ZM241 89H239V93H240V91H242ZM119 90V89H118ZM127 90V89H126ZM160 90V89H159ZM168 90V89H167ZM167 90H165L166 92H167ZM185 91H186V89H184ZM252 90V91H253ZM86 91V90H85ZM89 89H88V94H89ZM161 91V90H160ZM170 90H168V92H169ZM183 91V90H182ZM256 91V90H255ZM254 91V92H255ZM258 92L259 91H261L260 89H258L257 90ZM52 92V91H51ZM83 92V91H82ZM147 92V91H146ZM156 92H158V91H156ZM163 92V91H162ZM162 92H160L161 93V95H162ZM173 92V90L171 91V93ZM187 92V91H186ZM247 92H248V90H247ZM246 92V93H247ZM250 92V91H249ZM262 92V91H261ZM86 93V92H85ZM114 93V92H113ZM133 93H135L134 91H133ZM149 93V91L147 92V94ZM165 93V92H164ZM163 93V94H164ZM170 93V92H169ZM181 94H179L180 96L182 95V96H184V93L183 92H180ZM193 93V92H192ZM215 93L216 94H218V96H215ZM238 93V94H239ZM253 93V92H252ZM48 94V93H47ZM83 95H84V92L82 93ZM87 94V93H86ZM85 94V97L87 96ZM168 93H165V95H167ZM178 94H176V96L175 97H177V95ZM254 94V93H253ZM90 95V94H89ZM128 95V94H127ZM126 95V96H127ZM169 95V94H168ZM178 95V99L180 100V98H182V97H180ZM186 95V94H185ZM194 95V94H193ZM256 97H257V95L256 94H254ZM130 96H132V95H130ZM135 96V95H134ZM192 96V95H191ZM231 96H230V98H231ZM234 96V95H233ZM88 97V96H87ZM87 97H86V99H87ZM127 97H129V96H127ZM168 98L170 97V95L169 96H167ZM171 97H173L174 98V96H171ZM190 97V96H189ZM202 97H204V96H202ZM82 98H84V97H82ZM119 98V97H118ZM132 98V97H131ZM184 98V97H183ZM230 98H228L229 99V101H230ZM232 98H234V97H232ZM231 98V99H232ZM0 99H2V97H0ZM15 99V98H14ZM85 99V98H84ZM83 99V100H84ZM164 99V98H163ZM178 99H175V100H178ZM186 99V98H185ZM254 99V98H253ZM252 99V100H253ZM127 100V99H126ZM137 100V99H136ZM169 100V99H168ZM171 100V99H170ZM173 100V99H172ZM171 100V101H172ZM187 100V99H186ZM186 100H184V101H186ZM188 100H190V99H188ZM197 100V99H196ZM199 100H201V99H199ZM198 100V101H199ZM8 101V100H7ZM12 101V100H11ZM10 101V102H11ZM134 101V100H133ZM132 101V102H133ZM157 101V100H156ZM170 101V102H171ZM197 101V102H198ZM228 101V102H229ZM232 101H234L233 99H232ZM9 102V101H8ZM9 102V103H10ZM136 102V101H135ZM196 102V103H197ZM208 101H206V104H203V105H205V106H209V110H210V108L213 110V108H215V106L217 105L215 102H213V101H211V102H208ZM254 102V101H253ZM5 103H6V101H5ZM134 103V102H133ZM172 103H174V102H172ZM176 103V102H175ZM195 103V104H196ZM199 103V102H198ZM204 103H205V101H204ZM225 103V102H224ZM229 103H231V102H229ZM228 103V104H229ZM234 103V102H233ZM251 103V102H250ZM257 103V102H256ZM118 104V106H119V103H117ZM121 104V103H120ZM163 104H164V102H163ZM163 104H161V105H163ZM218 104H220V103H218ZM226 104H227V102H226ZM227 104V107H231L230 105L231 104H229L228 105ZM259 104H261V103H259ZM7 105V104H6ZM9 105H11V104H9ZM8 105V106H9ZM143 105V104H142ZM158 105H160V104H158ZM160 105V106H161ZM165 105H166V103H165ZM169 105V104H168ZM173 105V104H172ZM175 105V104H174ZM177 105V104H176ZM192 105V104H191ZM224 105L225 104H223V109L226 107H224ZM257 105H258V103H257ZM112 106V105H111ZM128 106H130V105H128ZM135 106H136V104H135ZM134 106V107H135ZM140 106V105H139ZM196 106V105H195ZM198 106V105H197ZM220 106V105H219ZM241 106V105H240ZM255 106H256V104H255ZM113 107V106H112ZM117 107V106H116ZM134 107H133V110H134ZM164 108L163 109H165L166 108V106H163ZM167 107H170L171 108V106H167ZM173 107H175V106H173ZM172 107V108H173ZM193 107V106H192ZM239 107V106H238ZM54 107H52V109H53ZM120 108V107H119ZM122 108V107H121ZM136 108V107H135ZM140 107H138L137 109H139ZM160 108V107H159ZM172 108H171V110H172ZM207 108V107H206ZM218 108V107H217ZM215 109V110H217V113H216V115H219L220 114V111H219V109ZM243 108V107H242ZM241 108V109H242ZM250 108V107H249ZM9 109V108H8ZM26 109H30V107H26ZM125 109V108H124ZM136 109V110H137ZM141 109V108H140ZM145 109V108H144ZM143 109V110H144ZM148 109V108H147ZM195 109V108H194ZM208 109V108H207ZM206 109V110H207ZM239 109H240V107H239ZM128 110V109H127ZM150 110V109H149ZM169 110V109H168ZM170 110V111H171ZM175 110V109H174ZM183 110V109H182ZM211 110V111H212ZM228 110V109H227ZM230 110V109H229ZM238 110V109H237ZM247 110V109H246ZM1 111V110H0ZM165 111V110H164ZM197 111H198V108H197ZM225 111V110H224ZM52 112V111H51ZM123 112V111H122ZM137 112V111H136ZM140 112V111H139ZM145 112H146V110H145ZM176 112V111H175ZM175 112H174V114H175ZM183 112V111H182ZM195 112V111H194ZM208 113H209V111H207ZM227 112V111H226ZM226 112H224L225 114H226ZM247 112V111H246ZM246 112L244 113L245 115H246ZM250 112V111H249ZM1 113V112H0ZM8 113V112H7ZM128 113V112H127ZM143 113V112H142ZM167 112H165V114H166ZM230 113V112H229ZM141 114V113H140ZM179 114H182V113H176L175 115H176V117L179 115ZM215 114V113H214ZM231 114V113H230ZM2 114H0V116H1ZM162 115V114H161ZM171 115V113H169L168 115L166 114V117L167 116H170ZM238 115V114H237ZM3 116V115H2ZM160 116V115H159ZM163 116V115H162ZM172 116V115H171ZM213 116V115H212ZM234 116H236V113H235V111H234ZM165 117V118H166ZM174 117V116H173ZM237 117V116H236ZM245 117V116H244ZM247 117V116H246ZM16 117H14V115H12V120H14ZM152 118V117H151ZM238 118V117H237ZM153 119V118H152ZM164 119V118H163ZM167 119V118H166ZM173 119V118H172ZM210 119H212V118H210ZM214 119V118H213ZM212 119V120H213ZM250 119V118H249ZM7 120H10V117H8V119ZM188 120V122L187 123H189V121L191 120V118H189V119H187ZM245 120V119H244ZM256 120V119H255ZM259 120V119H258ZM143 121V120H142ZM175 121V120H174ZM173 121V122H174ZM242 121V120H241ZM261 121V120H260ZM11 122V121H10ZM165 122V121H164ZM237 122V121H236ZM249 122V121H248ZM12 123V122H11ZM133 123V122H132ZM165 123H167L168 124V122H165ZM181 122H176L175 124H173V126H171V128H174V126H178L179 124H180ZM203 123V122H202ZM218 123V122H217ZM253 123V122H252ZM130 124V123H129ZM212 124V123H211ZM215 124V123H214ZM219 124V123H218ZM217 124V125H218ZM236 124V123H235ZM264 124V123H263ZM125 125V124H124ZM133 125V124H132ZM131 125V126H132ZM172 125V124H171ZM213 125V124H212ZM233 125H234V123H233ZM239 125V124H238ZM137 126V125H136ZM147 126V125H146ZM188 126V125H187ZM242 126V125H241ZM134 127H135V125H134ZM20 128H22V127H20ZM164 128V127H163ZM170 128V127H169ZM169 128H164L165 129V134L166 135H170V133H171V129H169ZM191 128V127H190ZM241 128V127H240ZM251 128V127H250ZM126 129H128V128H126ZM132 129H133V127H132ZM135 129V128H134ZM137 129V128H136ZM139 129V128H138ZM142 129V131H143V133H144V128H141ZM253 129V128H252ZM259 129V128H258ZM15 130V129H14ZM13 130V131H14ZM17 130V129H16ZM20 130V129H19ZM260 130H262V129H260ZM12 131V129H11V132H13ZM129 131H131V134L132 133H134V131L133 130H129ZM133 131V132H132ZM140 129H139V131H137V132H139L140 133ZM226 131V130H225ZM247 131V130H246ZM253 131H254V129H253ZM252 131V132H253ZM257 131V130H256ZM256 131H254V132H256ZM119 132V131H118ZM136 131H135V133H137ZM178 132V131H177ZM248 132V131H247ZM246 132V133H247ZM133 134V135H137V134ZM180 133V132H179ZM206 133V132H205ZM215 133H217V132H215ZM215 133H214V136H215V138H217L216 137V135H218V134H216L215 135ZM219 133V132H218ZM221 133V132H220ZM141 134V133H140ZM234 134V133H233ZM232 134V135H233ZM256 134V133H255ZM261 134V133H260ZM225 135V134H224ZM223 135V136H224ZM226 135H228V134H226ZM121 136V135H120ZM127 136V135H126ZM176 136H178V134H176ZM206 136H212V135H210V133L209 134H206L205 135V137ZM221 136V135H220ZM256 136V135H255ZM263 136H264V134H263ZM128 137H130V136H128ZM137 137V136H136ZM139 137L140 136H138L137 138L139 139ZM225 137V136H224ZM223 137V138H224ZM241 137V136H240ZM243 137V136H242ZM258 137V136H257ZM126 138V139H125ZM124 138V140H125V142L123 143L124 144V146L126 145L125 143H126V141L127 140H129L130 142H131V139L133 140V138H127V137H125ZM135 138V137H134ZM137 138H135V139H137ZM177 138V137H176ZM180 138V137H179ZM185 138V137H184ZM245 138V137H244ZM142 139V138H141ZM141 139L139 140V141H141ZM165 139V138H164ZM218 139H220V138H218ZM217 139V140H218ZM249 139V138H248ZM247 139V140H248ZM222 140V139H221ZM176 141V140H175ZM180 141V140H179ZM189 141V140H188ZM224 141V140H223ZM234 141V140H233ZM236 141V140H235ZM239 141V140H238ZM246 141V140H245ZM138 142V141H137ZM157 142H159V141H157V140H155V142L153 143V145H158L159 143H157ZM200 142V141H199ZM222 142V141H221ZM248 142V141H247ZM252 142V141H251ZM250 142V143H251ZM254 142V141H253ZM132 143V142H131ZM130 143V144H131ZM134 143V142H133ZM157 143V144H156ZM177 143L179 144L180 142H178L177 141ZM206 143V142H205ZM240 143V142H239ZM249 143V142H248ZM127 144H128V141H127ZM139 144V143H138ZM150 144V143H149ZM176 144V143H175ZM203 144V143H202ZM219 144V143H218ZM257 144H259V143H257ZM256 144V145H257ZM136 145V144H135ZM144 146H145V144H143ZM151 145V147H153V145L152 144H150ZM127 147L128 146H130L129 144L128 145H126ZM125 146V147H126ZM137 146V145H136ZM139 146V145H138ZM149 146V145H148ZM147 145H146V147H148ZM182 146V145H181ZM186 146L187 145H185L184 146V148H186ZM192 146H194V149H196L197 148V145L194 143ZM236 146V145H235ZM238 146V145H237ZM242 146V145H241ZM131 147V146H130ZM168 147H170V145L168 146ZM230 147V146H229ZM35 148V147H34ZM34 148H32V149H34ZM150 148V147H149ZM148 148V149H149ZM232 148V147H231ZM235 148V147H234ZM31 149V150H32ZM38 149V148H37ZM129 149V148H128ZM141 149V148H140ZM145 149V148H144ZM177 149V148H176ZM224 149V148H223ZM230 149V148H229ZM244 149H246V148H244ZM251 149V148H250ZM254 149V148H253ZM138 150V149H137ZM167 150H169V149H167ZM166 150V151H167ZM236 150V149H235ZM33 151V150H32ZM34 151H36V150H34ZM119 151V150H118ZM124 151V150H123ZM131 151H133V150H131ZM166 151H163L162 153H164L165 152V154H166ZM175 151V150H174ZM182 151V150H181ZM29 152H31V151H29ZM147 152V151H146ZM184 152H185V150H184ZM242 152V151H241ZM32 153V152H31ZM122 153V152H121ZM123 153H125V151L123 152ZM129 153H130V151H129ZM128 153V151H127V154H129ZM149 153V152H148ZM260 153V152H259ZM55 154V153H54ZM126 154V153H125ZM126 154V155H127ZM132 154V153H131ZM232 154V153H231ZM243 154V153H242ZM245 154H246V152H245ZM258 154V153H257ZM138 155V154H137ZM140 156H141V153L139 154ZM138 155V156H139ZM187 155V154H186ZM234 155V154H233ZM247 155V154H246ZM31 156H32V154H31ZM34 156V155H33ZM32 156V157H33ZM104 156H105V154H104ZM138 156H133V157H135L136 159L138 158ZM139 156V157H140ZM166 156V155H165ZM238 156V155H237ZM36 157V156H35ZM124 157V156H123ZM128 157V156H127ZM133 157H128L129 159L130 158H132V159H135V158H133ZM239 157H240V155H239ZM24 158H27V157H25L24 156ZM31 158V157H30ZM109 158V157H108ZM141 158H144V157H141ZM248 158V157H247ZM262 158V157H261ZM21 159V158H20ZM23 159V158H22ZM32 159V158H31ZM107 159V158H106ZM167 159V158H166ZM175 159H176V156H175ZM187 159V158H186ZM189 159V158H188ZM193 159V158H192ZM210 159V158H209ZM208 159V160H209ZM214 159H216V158H214ZM234 159V158H233ZM260 159V158H259ZM31 161L30 159H25L24 161ZM57 160V159H56ZM111 160V159H110ZM144 160V159H143ZM182 160V159H181ZM207 160V159H206ZM125 161L127 162H129V163H127L129 166H130V164H131V160H127V159H125ZM145 161V160H144ZM176 160H174V162H175ZM239 161V160H238ZM260 161H264V160H260ZM18 162H19V160H18ZM22 162H23V160H20V163L22 164ZM36 162V161H35ZM44 162V161H43ZM123 162V161H122ZM132 162H133V160H132ZM147 162V161H146ZM167 162H168V160H167ZM24 163H27V162H24ZM110 163V162H109ZM116 163H118V161L116 162ZM134 163V162H133ZM183 163V162H182ZM185 163V162H184ZM16 164V163H15ZM30 164V163H29ZM50 164V163H49ZM100 164H102L101 165V167L102 168H104V169H108V171L110 170L109 168H107V165H106V162H102V161H100ZM124 164V163H123ZM126 164V163H125ZM140 163H139V161H138V165H139ZM144 164V163H143ZM178 164V163H177ZM199 164H201V163H199ZM206 164V163H205ZM23 165V164H22ZM26 165V164H25ZM25 165H24V167H25ZM41 165V164H40ZM122 165V164H121ZM135 165H137V164H135ZM134 165V166H135ZM142 164H140V166H141ZM147 166H148V164H146ZM174 165V164H173ZM202 165V164H201ZM209 165V164H208ZM214 165H216V163L214 164ZM250 165V164H249ZM18 167H19V164L17 165ZM110 166V165H109ZM111 166H112V164H111ZM115 166V165H114ZM126 166V165H125ZM139 166V167H140ZM145 166V165H144ZM143 166V167H144ZM203 166H205V165H203ZM22 167V166H21ZM47 167V166H46ZM94 167H95V165H94ZM128 167V166H127ZM131 167V166H130ZM132 167H133V165H132ZM146 167V166H145ZM150 167V166H149ZM202 167V166H201ZM208 167V166H207ZM242 167H243V165H242ZM260 167V166H259ZM26 168V167H25ZM100 168V167H99ZM113 168V167H112ZM116 168V167H115ZM121 168H122V166H121ZM121 168H118V169H121ZM125 168V167H124ZM141 168V167H140ZM147 168V167H146ZM180 168H181V165H180ZM241 168V167H240ZM19 169H20V167H19ZM114 169V168H113ZM118 169H116V170H118ZM126 169L127 168H125V171H126ZM131 169H133V168H129L128 170L130 171ZM171 169H174L173 167H171ZM175 169H176V167H175ZM174 169V171H176V172H180V173H182V174H180L181 176H179V178L182 180L183 179V176H184V178L185 177H188V180H190V182L189 183H186L185 185H183V186H181L180 188H179V186H180V183L182 182H180V181H178V182H180V183H176V180L178 179V177L176 178H174L172 181H171V183L169 182V181H163V182H158V181H160V180H155L156 182H154V184L153 185H151V189L149 190V191H151L150 192V194L148 193V195H140V194H138V193H136L137 192V190L138 189H140V188H138L139 186L137 185V184H133V187L132 186H130L129 185V187H132V189H134V188H137V190L136 189H134V190H136V192L135 191H132V193H128L127 194V192H125L126 190H125V186L124 185H122L121 187H119L118 188V186H117V188L118 189H120L121 188V190H122V188H124L123 190H125V191H121V190H116L117 188H115V190H116V192H114L112 189L114 188V185H112L113 186V188H112V186L111 187H109L111 184H106L105 182V185H107L109 188H111L110 190H112L109 194H107L106 193V190H104L106 187L104 186V188H102L101 186V188L99 189V191H101V193L102 194H95L96 193V191H95V189L92 187L91 189L92 190H94V191H92L93 193H91V195H96V196H94V202L92 201H89L90 202V204H91V206L93 205V207L90 209V208H87V206L89 205V202H88V205H86L85 207L87 208V209H89L90 210V212L91 213H89V211H87V212H85V211H81V210H83L81 207H76V205L78 204V203H76V201L74 202V203H76V205H74L75 207L74 208H72V204H71V206L69 205L70 203L69 202H67V204L70 206V208H71V210H70V208H68L69 210L68 211H72L73 209V212L74 213H76L75 211L77 210V209H75V208H79V210H77V212L80 214V212H81V214L82 213H84L83 214V216H85L86 214L88 215H86L87 217H88V219H84L83 221H77V222H75L76 223V225H77V228L78 227H80L79 229H76L75 230V232H76V240L73 242V243H71V246H69L70 248H76V249H81V250H79V251H81V252H79L78 250V252L79 253H81L82 255L81 256H85L86 254H87V251L89 250H96V251H100V252H103V253H109V254H111V255H114V254H116V256H120L121 257V259L122 258H124V260L126 259V261H128V262H130V264H225V263H228V264H233L232 263V261H233V259L234 260H236V258H237V256H238V249L237 248H234L233 246H231V248H230V250H226V249H222L221 251H220V253H221V255H222V258H220L219 256L218 257H216V256H214V255H212L211 253H210V251H211V246L209 247L208 245H207V240L209 239V237H211L213 234V232H214V229H216L217 227H219V226H221V231H219V236H221L222 238H229V237H242V236H237L236 235V232L235 231H239V229H242V227H243V229H246V226H244L245 224H247L248 226H249V223H251V222H249V219L250 218H248V217H246V216H249L248 214L246 215L245 214V211H244V213H243V208H241V207H236V205H238V203H241V205H243V207L245 208V210L246 211H255L256 209H253L252 210V208L254 207H252L251 208V206L252 205H250V206H248V205H244V202H243V200L246 202V198H249V197H251V195L253 194L252 192H251V194L250 195H248L246 192L247 191H244V192H241V191H237L236 189H239L240 187H238L237 186V184H239L238 182H241V183H244V182H246V180L243 178L244 177V175H243V173H242V175L243 176H237L235 173H232L231 171H226V172H223L222 170H214V169H209V168H200L199 167V169H197L196 167H194L193 165L192 166H190L188 169H182L181 171L179 170V167L175 170ZM243 169V168H242ZM18 170V169H17ZM70 170V169H69ZM103 170V169H102ZM105 170V171H106ZM127 170V171H128ZM135 170V169H134ZM154 170V169H153ZM239 170V169H238ZM237 170V171H238ZM98 171V170H97ZM96 171V172H97ZM107 171V172H108ZM111 172H113V170H110ZM121 171V170H120ZM137 171H139V170H137ZM141 171V170H140ZM140 171L139 172H137V173H140ZM242 171V170H241ZM262 171V170H261ZM66 172V171H65ZM74 173H75V171H73ZM144 172H146V174L145 175H151L152 174V172L151 171H148V173H147V170L146 171H144ZM149 172H151L150 174H149ZM155 172V171H154ZM236 172V171H235ZM249 172V174H250V171H248ZM247 172V173H248ZM44 173V172H43ZM119 173V172H118ZM117 173V174H118ZM121 173V172H120ZM120 173H119V175H117L118 177H121L120 176ZM125 173V172H124ZM127 173V172H126ZM126 173H125V175H126ZM132 174H133V176L135 175L136 176V173H133V172H131ZM157 173V172H156ZM245 173V172H244ZM261 173H263V172H261ZM97 174V173H96ZM123 174V173H122ZM141 174V173H140ZM140 174H139V176H140ZM142 174H143V171H142ZM141 174V175H142ZM168 174H170L169 172H168ZM179 174V173H178ZM241 174V173H240ZM257 174H260V173H257ZM15 175H17V174H15ZM107 175V174H106ZM148 175H147V178H148ZM154 175V174H153ZM159 175V174H158ZM64 176V175H63ZM116 176V177H117ZM144 176V175H143ZM155 176V175H154ZM260 176V175H259ZM18 177V176H17ZM99 177V176H98ZM97 177V178H98ZM105 177V176H104ZM114 177V176H113ZM123 177V176H122ZM121 177V178H122ZM129 177H131V176H129L128 175V177L127 178H129ZM142 177V176H141ZM141 177H139V179L141 178ZM145 177V176H144ZM152 177V176H151ZM247 177H248V175H247ZM249 177H250V175H249ZM63 178H65V177H62V179ZM100 178V177H99ZM126 178V177H125ZM132 178V177H131ZM133 178H135V177H133ZM132 178V179H133ZM136 178H138V176H136ZM143 178V177H142ZM147 178H146V180H147ZM150 178V177H149ZM153 178V177H152ZM151 178V179H152ZM155 178H156V176H155ZM244 180H243V179ZM62 179H61V181H62ZM108 179H111L110 177L108 178ZM107 179V180H108ZM124 179V178H123ZM131 179V180H132ZM170 179V178H169ZM168 179V180H169ZM179 179V180H180ZM235 180L234 182H232V184H228V185H226L225 184V182H224V180ZM241 181H240V180ZM17 180V178L15 179V181ZM21 180V179H20ZM19 180V181H20ZM24 180V179H23ZM38 180H39V178H38ZM58 180V179H57ZM100 180H103V177L100 179ZM113 180V179H112ZM142 180V179H141ZM149 180V179H148ZM258 180H259V177H258ZM119 181H121V180H119ZM124 181V180H123ZM122 181V182H123ZM127 181V180H126ZM136 181H138V180H136ZM151 181V180H150ZM153 181V180H152ZM151 181V182H152ZM260 181V180H259ZM262 181V180H261ZM17 182V181H16ZM66 182V181H65ZM110 182V181H109ZM114 182V181H113ZM116 182V181H115ZM114 182V183H115ZM121 182V183H122ZM125 182V181H124ZM123 182V183H124ZM140 181H138V183H139ZM144 182V181H143ZM148 182V181H147ZM146 182V183H147ZM188 182V181H187ZM58 183V182H57ZM59 183H60V181H59ZM86 183V182H85ZM96 183V182H95ZM103 183V184H104ZM122 183V184H123ZM130 183H131V181H130ZM234 183L236 184V186H234ZM240 183V184H241ZM247 183V182H246ZM253 183V182H252ZM23 184V183H22ZM34 184V183H33ZM124 184H126V183H124ZM127 184H129V182H127ZM126 184V185H127ZM239 184V185H240ZM254 184V183H253ZM27 185V184H26ZM40 185V184H39ZM38 185V186H39ZM91 185V184H90ZM137 185L138 187H135V186ZM22 186H24V185H22ZM61 186V185H60ZM66 186H68L69 187V185H66ZM71 186V185H70ZM73 186V185H72ZM93 186H94V184H93ZM96 186H98L97 185V183H96ZM128 186V185H127ZM244 186V185H243ZM264 186V185H263ZM37 186H35L34 188H36ZM41 187V186H40ZM54 188H55V186H53ZM89 187V186H88ZM95 187V186H94ZM108 187H107V189H108ZM228 187H231L230 188V193H234L233 195H230V199L232 198V196H234L233 198H232V200H236V202H234L236 205H235V207L236 208H234V210L233 211H236L235 213H234V216L237 218V221H236V223L234 224V225H230V229H233V235H231V234H229L228 232H226V230H227V227L225 226V221H223L224 220V218L225 217H222V215H223V211L225 212V214H227V209H225V206H226V204L228 203L227 201H226V199L227 198H229V195H227V193H224V191H226V189H228ZM19 188V187H18ZM32 188H33V186H32ZM50 188V187H49ZM58 188V187H57ZM85 188H87V187H85ZM245 188H247V187H245ZM264 188V187H263ZM253 189V188H252ZM37 190V189H36ZM54 190H56V189H54ZM54 190H53V192H54ZM62 190V189H61ZM60 190V192H62ZM66 190V189H65ZM64 190V191H65ZM73 190H75V189H73ZM72 190V191H73ZM89 190V189H88ZM97 190V192H98V189H96ZM109 190V191H110ZM234 190H236V191H234ZM241 190V189H240ZM26 192H27V190H25ZM41 191H43L42 189H41ZM56 191H58V190H56ZM63 191V192H64ZM68 191H69V188L66 190V192H67V195L66 194H64L65 196V199H66V196H68ZM76 191V190H75ZM80 191V190H79ZM78 191V193H81V192H79ZM105 191V193H104V195H103V192ZM120 191V192H119ZM141 191V189L139 190V193H141L140 192ZM228 191V190H227ZM43 192H45V190L43 191ZM42 192V193H43ZM48 192L49 193H53L52 191H49L48 190ZM66 192H64V193H66ZM85 192V191H84ZM112 192H114V193H112ZM122 192H125V195H124V193H122ZM261 192V191H260ZM41 193V192H40ZM47 193V192H46ZM70 193V192H69ZM72 193H74V192H72ZM100 193V192H99ZM143 193V192H142ZM257 193H259V192H257ZM264 193V192H263ZM3 195V196H5L6 198H9V200H8V202H7V204H5L4 205V207H0V264H23L24 262H25V264L27 263V262H29V260L32 258V259H34L35 258V255L36 256H41L40 254H38L39 252H40V249H39V247H37V245L39 246V243L38 244H34V245H36V247L39 249V251L38 252H36L35 254L33 253V252H31L30 250L29 251H27V250H20L21 249V247H20V249L18 248V250L17 251H15V259H14V256H12V257H9V256H7L8 254H9V251L6 249V248H12V247H14V249H12V250H15V247H16V245H15V242H16V244L17 243H19V241L17 240V238H16V241H15V224H17V223H20V222H22V221H20V222H16L15 221V210L13 209L14 207H16L17 208V210L20 208L19 206H18V199L17 198H15L14 196H13V193L12 192H10L9 191V189H7V188H5L4 186H1L0 185V195ZM44 194V193H43ZM61 194H63V193H61ZM76 194H77V192H76ZM89 194V193H88ZM49 195V194H48ZM57 194H55L54 196L52 195V197H54V198H52L51 197V195L50 196H46L45 195V197H42L41 195H40V198L42 197V199H41V203L40 204H38V203H35V204H37V205H34V203H32L31 202V206H32V204L34 205V206H32V208H34L33 210H35L34 211V213L32 212V210H30V209H27V210H25L24 212H28V214H27V216H26V218L25 219H27V221L26 222H24V226L23 227H21V228H19L20 230L19 231H25V230H29L30 232L31 231H33V229H35V227L36 228H38L39 226H37L36 225V223H37V220H40L41 221V218L39 217L40 216V214H43L42 212L43 211H47L46 213H49V212H51V207L52 208H56V210H57V213H60L61 212V210H65V209H63V207L60 205L61 203L57 200V199H59V198H63L64 199V197L61 195V197H59L58 195V198H57V196H56ZM78 195V194H77ZM80 195L81 194H79L78 196H76L77 198H75V200H78V198H80L81 199V197H80ZM87 195V194H86ZM100 195L102 196V197H100ZM105 195H107V196H105ZM260 195H262V194H260ZM28 196H29V194H28ZM39 196V195H38ZM70 197V196H69ZM93 197V196H92ZM108 197V199H106ZM261 197V196H260ZM263 197H264V195H263ZM23 198V197H22ZM86 198H88V195L86 196ZM85 198V199H86ZM257 198V197H256ZM68 199V198H67ZM84 199V200H85ZM20 200V199H19ZM36 200H37V198H36ZM38 200H40V199H38ZM37 200V201H38ZM84 200H83V203H84ZM88 200V199H87ZM93 200V199H92ZM97 200V201H96ZM231 200V201H232ZM22 201V200H21ZM70 201V200H69ZM79 201V200H78ZM82 201V200H81ZM226 201V202H225ZM230 201V200H229ZM23 202V204H25L26 202H24V201H22ZM39 202V201H38ZM64 202H65V200H64ZM3 203V200H1V204ZM29 203V202H28ZM73 203V202H72ZM229 203H231V202H229ZM258 203V202H257ZM264 203V202H263ZM0 204V205H1ZM22 204V205H23ZM62 204H64V203H62ZM80 205L79 206H81V203H79ZM87 204V203H86ZM26 205V204H25ZM66 205V204H65ZM64 205V206H65ZM106 206H109L110 208L112 207V211H115V213H116V220H105V219H108V217L110 216V212L108 211H105L107 208H104V207H106ZM234 206V205H233ZM36 207H37V209H36ZM82 207H83V204H82ZM230 207V206H229ZM84 208V207H83ZM85 208V209H86ZM102 208H104V209H102ZM241 208V209H240ZM48 209H50V211L48 212ZM81 209V210H80ZM84 209V210H85ZM242 210V211H241ZM62 211V212H63ZM10 212H12V218H11V216L9 215L10 214ZM30 212V213H29ZM39 214V216H37L36 214ZM52 213V212H51ZM51 213H49L50 214V216H52V217H50V219H53V217H55L54 215H52L53 213H56L55 211H53V213L51 214ZM66 213L68 214V212L66 211ZM65 213V214H66ZM77 213V214H78ZM229 213V212H228ZM253 213V212H252ZM4 214H8V216H10V220H8V224H9V227L10 228H14V230H12V231H8V230H6V226L5 225H7V222L6 223H3L2 221H1V218H2V216L4 215ZM66 214V215H67ZM43 215H45V213L43 214ZM57 215V214H56ZM46 216H49V215H47L46 214ZM58 216V215H57ZM56 216V217H57ZM62 216V213L60 214V217ZM73 216V215H72ZM79 216V215H78ZM81 216V215H80ZM141 216L143 217V216H146V217H148V219H150L149 221H151V222H149L150 223V225H146L144 222L145 221H142V220H138L139 218H141ZM260 217V216H259ZM44 218V217H43ZM65 218V217H64ZM76 218V217H75ZM80 218H82V217H80ZM253 218V217H252ZM136 220H138V221H136ZM228 220V219H227ZM39 221V222H40ZM48 221H49V219H48ZM51 221V220H50ZM55 221V220H54ZM64 222L65 221H68L67 219H64L63 220ZM105 221H108V222H105ZM136 221V222H135ZM244 221H248L247 223H245ZM250 221H252V219H250ZM16 222V223H15ZM41 222H43L44 223V221H41ZM103 222H105V223H103ZM243 222L245 223V224H243ZM46 223V222H45ZM52 224H53V222H51ZM50 223V224H51ZM56 223V222H55ZM55 223H54V226H55ZM92 223H94V224H92ZM103 223V224H102ZM146 223H148V222H146ZM2 224V225H1ZM47 224V223H46ZM99 224V225H98ZM253 224V223H252ZM256 224V223H255ZM20 225V224H19ZM44 225V224H43ZM43 225H41V226H43ZM67 225H68V223H67ZM93 225H97V227L95 226H93ZM3 226V227H2ZM18 226V225H17ZM54 226H52V227H54ZM71 226L72 227H74L75 225L74 224H71ZM51 227V225H49V228L51 229L52 228ZM257 227V226H256ZM48 228V227H47ZM65 228H67V226H65ZM225 228V231L223 230ZM252 228V227H251ZM254 228V227H253ZM252 228V229H253ZM53 230H54V228H52ZM56 229H59L60 231H61V229L60 228H56ZM40 230H43V229H39V231ZM53 230H52V232H53ZM249 229H247V231H248ZM17 231V230H16ZM10 232H14V234L12 235V237H10V234H8V233H10ZM62 232V231H61ZM243 232V231H242ZM27 233V232H26ZM37 233V231L36 232H34V234H36ZM39 233V232H38ZM40 233H41V231H40ZM45 233H46V235H48V233L45 231ZM63 233V232H62ZM231 233V232H230ZM241 233V232H240ZM257 233V232H256ZM33 234V236H34V239L35 240H33V241H37L36 240V235H34ZM42 234V233H41ZM44 234V233H43ZM52 234V233H51ZM55 234L56 235H60L61 233H59V232H55ZM154 234H158V236L161 234L162 236H161V239H157V238H155L156 236L154 235ZM40 235V234H39ZM38 235V236H39ZM45 234H44V236H46ZM18 236H20V235H18ZM32 236V235H31ZM74 235H72V237H73ZM152 236H155L154 238H151ZM169 237L168 239H166V238H164V237ZM215 236H217V234L215 235ZM42 237V236H41ZM49 237V236H48ZM214 237V235L212 236V238ZM234 237V238H235ZM255 237V236H254ZM25 238V237H24ZM29 238V237H28ZM33 238V237H32ZM40 238V237H39ZM38 238V239H39ZM44 238V237H43ZM45 238H47V237H45ZM44 238V239H45ZM211 238V239H212ZM31 238H29V240L27 239V241L24 239L23 240V242L24 241H26V243L28 242V241H32V240H30ZM214 239V238H213ZM262 239V238H261ZM40 240V239H39ZM43 240V239H42ZM46 240H48V238L46 239ZM219 240H220V238H219ZM222 240V239H221ZM21 241H22V239H21ZM20 241V242H21ZM32 241V242H33ZM203 241V242H202ZM214 240H212V242H213ZM42 242H44V241H42ZM41 242V243H42ZM46 242V241H45ZM210 242V241H209ZM52 243V242H51ZM201 243V244H200ZM221 244V243H220ZM219 244V245H220ZM70 245V244H69ZM171 245L172 246H176L177 248V250H172L173 248L171 247ZM32 246V245H31ZM167 246H170L172 249H170V247L168 248ZM221 246V245H220ZM29 246H27V248H28ZM34 248L35 250L37 249V248ZM243 247V246H242ZM30 248V247H29ZM45 248V247H44ZM17 249V248H16ZM46 249H47V247H46ZM164 249H166L165 251H164ZM10 250V249H9ZM41 250H42V247H41ZM45 250V249H44ZM48 250H49V247H48ZM43 251V250H42ZM41 251V252H42ZM40 252V253H41ZM44 252V251H43ZM77 252V253H78ZM91 252V251H90ZM94 252V251H93ZM99 252V253H100ZM45 253V252H44ZM76 253V252H75ZM89 253V252H88ZM92 253V252H91ZM47 254V253H46ZM61 254V253H60ZM211 254V255H210ZM75 255V254H74ZM94 255V254H93ZM98 255V254H97ZM57 256V255H56ZM165 257V258H162V257ZM264 256V255H263ZM65 257V256H64ZM67 257V256H66ZM42 258V257H41ZM254 258V257H253ZM55 259V262H57L58 264H61V263H59V262H61V258H59V256H57L56 258H54ZM67 259V258H66ZM88 259V257H86V260ZM221 260V259H223L224 261H219V260ZM255 259V258H254ZM253 259V261H251V263H254V262H256L257 263V260L255 259L254 260ZM260 259V258H259ZM258 259V260H259ZM51 260H52V255H46L44 258H43V260H41L40 259V264H47V263H49V264H51L50 262H51ZM85 260V261H86ZM110 260H111V258H110ZM238 260V259H237ZM70 260H68V262H69ZM112 261H118V259L117 258H114V257H112ZM264 261V260H263ZM63 262V264H64V262H66L65 260L64 261H62ZM84 263V260H83V258L82 257H79L76 261H74L73 262V264H83ZM88 263V262H87ZM86 263V264H87ZM249 263V262H248ZM260 263V262H259ZM36 264H38V263H36ZM56 264V263H55ZM70 264H71V261H70ZM90 264V263H89ZM92 264H95L94 262L92 263Z\"/></svg>","mask_w":264,"mask_h":264},{"label":"crops","instance_id":"0c3cea01","mask_svg":"<svg viewBox=\"0 0 264 264\" xmlns=\"http://www.w3.org/2000/svg\"><path fill=\"white\" fill-rule=\"evenodd\" d=\"M103 1L104 0H102L101 1V3L103 4ZM181 1L182 0H177L176 1V3L174 4V5H172V6H170V7H167V8H165L166 9V12H169V11H174V9L177 7V5L178 4H180L181 3ZM192 0H189V1H185L186 3H188V2H191ZM193 1H196V0H193ZM167 3V0H164L163 2H161V4H160V8H164V5ZM183 4V3H182ZM181 4V5H182ZM195 3H192L191 5H190V7H192V5H194ZM163 6V7H162ZM183 6V5H182ZM104 7V11L105 10H108L109 8H112V4H111V0H110V5H109V7H105V6H103ZM189 7V8H190ZM180 8H181V6L179 7V10H180ZM189 8H187L186 9V11L185 12H183V14H185V13H187L188 12V10H189ZM178 9H177V11H179ZM175 12H176V10H175ZM204 12H205V10H204ZM8 14V13H7ZM108 14H111V12H109ZM167 15V14H166ZM169 15H171V13L169 14ZM181 16V15H180ZM179 15L178 16H173V14L169 17V19L170 20H174V19H177V18H179L180 17ZM100 17H102V16H100ZM172 18V19H171ZM102 19V18H101ZM130 19H131V22L130 23H126L125 22V24L126 25H132V24H134V20H133V17H130ZM169 20V21H170ZM113 21H115V20H111V22L109 21L108 22V24H107V27H104L103 29L104 30H102L103 32L101 33L102 34V36H103V33H105V37H104V39L105 40H109V41H112V46H110V44H109V46L108 47H104L103 49H101L100 51L99 50H97V48L95 49V48H93V53H95V55L94 54H90V55H86L85 56V58L83 59V62H84V65H85V67H90L89 69H91V68H94V69H96L97 70V68H99V70H98V72L100 73L101 71V74H98V73H96L95 75L93 74V76H95V77H89V78H87L86 76H84V78L82 79V80H79V79H77L76 77L75 78H71L68 82H67V86L69 87L68 89H74V88H79L81 85H83L84 87V91L86 90V95L88 96H86L87 97V99H86V97H85V95L83 96L84 98V100H83V102H82V105L81 106H83V105H85V107L88 105V107H86V108H90L91 109V104L92 103H99V102H105L104 103V105L105 106H108V107H105L104 109H121V104L122 103H124V100L126 99V97L123 95V94H127V90H126V88L125 87H128V86H130L131 85V83L129 82V78H128V72L129 71H126L125 70V68H123V67H119V70H118V68L116 69V67L118 66V64H121L122 62L123 63H128V62H130V61H126L125 60V57L126 56H129V55H132V54H138V52H139V50H140V48H141V46H142V44H141V46L139 45V46H137L136 47V51H135V49L134 50H132V51H130L129 52V49L131 48V44H133L134 42H136V40H137V38L138 37H140L141 36V34L143 33V31H140L137 35L135 34L134 36H135V41L133 42V40L131 41L130 40V38L132 37V35H133V33H131L132 32V30L134 29V26L131 28V31L130 30H128V29H120L124 34L125 33H127L128 35H130V37L129 38H126V40H124V41H122V40H120L119 39V36H120V34H119V30L118 29H116L114 26H113ZM168 21V22H169ZM130 27V26H129ZM176 27V25L174 26V28ZM174 28H172L171 29V33H173L172 31H173V29ZM169 29V28H168ZM177 29H179V26H177ZM142 30V29H141ZM145 30V29H144ZM167 30V28H165L164 30H162L163 32L164 31H166ZM129 32V33H128ZM171 33H169V35L171 34ZM91 32H88V34L86 35L87 37H90L91 36ZM140 34V35H139ZM168 34V33H167ZM178 35V34H177ZM85 36V38H87ZM163 36H167V35H163ZM178 36H180V34L178 35ZM109 37V38H108ZM111 38H113L114 40H112ZM116 39H119L120 41L119 42H117V40ZM142 40V39H141ZM103 42H106V41H103ZM115 42V43H114ZM121 42V43H120ZM142 42V41H141ZM120 43V44H119ZM96 44V43H95ZM145 43H143V45H144ZM103 46H106V45H100V47H103ZM93 47V46H92ZM138 51V52H137ZM129 52V53H128ZM100 54L101 55H103L104 57L103 58H99V56H100ZM108 54H110V55H108ZM96 56V57H95ZM162 57L164 56H166V55H161ZM79 59V57H75L74 58V62H76L77 60ZM122 59V61H120ZM90 60H92L91 62H90ZM120 61V62H119ZM166 61V63H168V61L167 60H165ZM73 62V63H74ZM104 62H106V63H104ZM108 62V63H107ZM164 61H162L160 64H162ZM172 62V64L174 63V62H176V61H174V60H172L171 61ZM149 64V63H152L150 60H149V62H143V65L144 66H146L147 64ZM103 64H104V66L106 65L107 66V68H103L104 66H103ZM100 65H102V68L100 67ZM129 65V64H128ZM163 65V64H162ZM99 66V67H98ZM105 66V67H106ZM142 66V65H141ZM143 66V67H144ZM173 66H174V64H173ZM145 68V67H144ZM106 70V72H108V74H106L105 73V70ZM153 69H156V68H153ZM111 70H118L120 73V76H115L114 78H113V76H112V73L111 72H113V71H111ZM122 71V72H121ZM125 72H126V74H125ZM110 73V74H109ZM106 74V75H105ZM97 76V77H96ZM90 78H91V82H92V80L94 81V82H90L89 83V81H90ZM93 78V79H92ZM95 78V79H94ZM109 78V79H108ZM88 79H89V81H88ZM127 79V80H126ZM112 80V81H111ZM114 80V81H113ZM70 82V83H69ZM126 82H127V84H126ZM89 83V85H87ZM98 83H99V87H98ZM103 84V85H102ZM126 85H128V86H126ZM86 86V87H85ZM87 86H88V88H89V94H88V92H87ZM93 86H96V87H93ZM86 88V89H85ZM119 89V90H118ZM114 92V93H113ZM123 93V94H122ZM110 96H113L114 97V99H115V101L114 102H111V103H113L114 105H112V104H110V103H108V101L110 100ZM119 97V98H118ZM117 103H121L119 106H118V104ZM110 104V105H109ZM113 107H112V106ZM93 106H95V105H93ZM99 106V105H98ZM98 106H96V108L98 107ZM117 106V107H116ZM120 107V108H119ZM129 108V107H128Z\"/></svg>","mask_w":264,"mask_h":264},{"label":"snow or ice","instance_id":"6c2138e0","mask_svg":"<svg viewBox=\"0 0 264 264\" xmlns=\"http://www.w3.org/2000/svg\"><path fill=\"white\" fill-rule=\"evenodd\" d=\"M176 3V0H167V3L164 5L165 8L170 7ZM158 13H153V17L156 16ZM153 17H149V20H151ZM143 39V33L140 37L137 38L136 43L132 44V47L129 49V51H132L136 49L137 45L140 43V40Z\"/></svg>","mask_w":264,"mask_h":264},{"label":"water","instance_id":"95a60500","mask_svg":"<svg viewBox=\"0 0 264 264\" xmlns=\"http://www.w3.org/2000/svg\"><path fill=\"white\" fill-rule=\"evenodd\" d=\"M104 4H105V5H108L109 2L106 0ZM0 204H1V200H0Z\"/></svg>","mask_w":264,"mask_h":264}]
</instances>
